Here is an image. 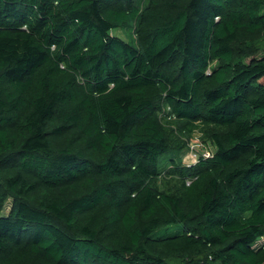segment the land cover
Returning <instances> with one entry per match:
<instances>
[{"label":"trees","instance_id":"16d2710c","mask_svg":"<svg viewBox=\"0 0 264 264\" xmlns=\"http://www.w3.org/2000/svg\"><path fill=\"white\" fill-rule=\"evenodd\" d=\"M0 264H264V0H0Z\"/></svg>","mask_w":264,"mask_h":264},{"label":"rangeland","instance_id":"374dc122","mask_svg":"<svg viewBox=\"0 0 264 264\" xmlns=\"http://www.w3.org/2000/svg\"><path fill=\"white\" fill-rule=\"evenodd\" d=\"M118 35L123 36V38L126 39V35H123L121 33H118ZM197 138L201 139V133L197 132L194 134V136L189 141L187 150L182 155V161L186 165H192V164L197 163L198 158L201 155L203 147L201 145H198V146L196 145V141H198V140H195V139H197ZM207 142H208V147H211V150L214 149L213 144L209 140H207ZM11 205H12V201H9L6 205L5 210H4V215L9 214L10 209H11ZM180 230H182V227L179 225H177V226L175 225V226H172L168 229H164V230L157 232L156 235H161V234L170 233V232H178ZM258 245H260V242H257V244H255L254 247L257 248V247H259Z\"/></svg>","mask_w":264,"mask_h":264},{"label":"built area","instance_id":"2783aa9c","mask_svg":"<svg viewBox=\"0 0 264 264\" xmlns=\"http://www.w3.org/2000/svg\"><path fill=\"white\" fill-rule=\"evenodd\" d=\"M195 140H198V141H196V145H197V146H198V145H201V146L203 147L200 156L204 157L205 159H208V158H210V157L213 156L215 150H214V149L211 150V147H208V143H204L200 138H197V139H195ZM195 140H194V141H195ZM200 156H199V157H200ZM198 159H199V158H198Z\"/></svg>","mask_w":264,"mask_h":264}]
</instances>
